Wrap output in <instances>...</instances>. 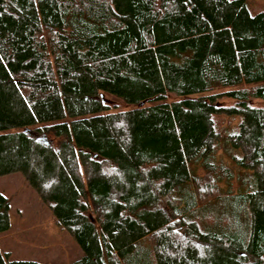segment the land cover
Wrapping results in <instances>:
<instances>
[{
	"label": "trees",
	"instance_id": "trees-1",
	"mask_svg": "<svg viewBox=\"0 0 264 264\" xmlns=\"http://www.w3.org/2000/svg\"><path fill=\"white\" fill-rule=\"evenodd\" d=\"M255 99L264 0H0V179L22 178L71 264H264ZM8 213L0 193V234Z\"/></svg>",
	"mask_w": 264,
	"mask_h": 264
},
{
	"label": "rangeland",
	"instance_id": "rangeland-1",
	"mask_svg": "<svg viewBox=\"0 0 264 264\" xmlns=\"http://www.w3.org/2000/svg\"><path fill=\"white\" fill-rule=\"evenodd\" d=\"M250 4L259 0H249ZM219 106H228L229 101H220ZM260 100H250L249 106L261 107ZM113 111V110H112ZM30 138L42 146L55 150L59 138L50 132L39 133L25 130ZM0 193L9 203L10 229L0 234V249L11 260H36L46 264H71L80 253L64 229L54 225L46 208L22 181L19 175L0 179Z\"/></svg>",
	"mask_w": 264,
	"mask_h": 264
},
{
	"label": "water",
	"instance_id": "water-1",
	"mask_svg": "<svg viewBox=\"0 0 264 264\" xmlns=\"http://www.w3.org/2000/svg\"><path fill=\"white\" fill-rule=\"evenodd\" d=\"M98 100L100 101V103L102 105H107V106H116L118 105L116 102H114L113 100L107 98L105 95L99 93L98 94ZM142 103L138 104V106H141Z\"/></svg>",
	"mask_w": 264,
	"mask_h": 264
}]
</instances>
